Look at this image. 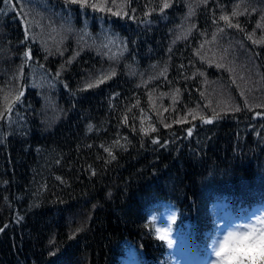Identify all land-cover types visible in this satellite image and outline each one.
Listing matches in <instances>:
<instances>
[{
  "label": "trees",
  "instance_id": "1",
  "mask_svg": "<svg viewBox=\"0 0 264 264\" xmlns=\"http://www.w3.org/2000/svg\"><path fill=\"white\" fill-rule=\"evenodd\" d=\"M168 2L161 13L163 0H131L122 17L65 0H0V89L24 93L14 123L0 121V264H127L130 252L136 264H175L179 247L199 264L210 201L220 218L233 209L264 213V107H257L264 105V43H254L264 38L257 27L264 0ZM149 7L155 11L145 16ZM223 14L239 28L227 27ZM26 21L32 26L22 43ZM218 46L232 49L224 58ZM29 48L23 76L13 79ZM156 50L163 59L143 58ZM242 55L254 62L250 71ZM237 61L238 74L228 70ZM111 70L110 79L85 88ZM196 71L221 83L230 107L241 110L221 111L208 97L202 103L200 91H183L178 79ZM176 89L175 104L161 95ZM213 109L218 118L204 123ZM142 119L156 131L142 132ZM117 140L122 147L113 146ZM163 210H178L179 245L171 248L149 225Z\"/></svg>",
  "mask_w": 264,
  "mask_h": 264
},
{
  "label": "snow or ice",
  "instance_id": "2",
  "mask_svg": "<svg viewBox=\"0 0 264 264\" xmlns=\"http://www.w3.org/2000/svg\"><path fill=\"white\" fill-rule=\"evenodd\" d=\"M28 2V0H26ZM203 2L206 4L207 0H203ZM5 3L11 4V0H5ZM66 4H78L82 9H91L96 12L100 13H111L113 16H122V17H128L129 12L126 11V8H131V0H122L121 3H117V0H65ZM146 6H148L146 4ZM170 7V3L168 0H163L162 7H160V12L163 13L164 9H167ZM238 7V6H237ZM115 9V10H114ZM136 9H131L132 13H135ZM152 11H155L154 8L149 7V11L144 13L145 16L150 15ZM193 12L191 9L189 10V15H192ZM243 13H239L235 10L232 12V16L235 17L237 15H240ZM130 18L135 19V16L132 15ZM261 19H264V17H261ZM220 20L224 21L226 23L227 27H237L239 28V24L233 25L231 23L230 17L227 14H223L220 16ZM32 22L26 21V28H25V33H26V38L25 41H22V43H26L28 39V33L31 30ZM39 26V25H37ZM257 27H264V25L257 24ZM242 30V29H241ZM190 31V30H189ZM218 32H222L223 29L219 28L217 29ZM216 33L212 34V39L213 41L216 40ZM253 34H249V39L252 38ZM34 38V37H33ZM179 39V37H178ZM254 43H264V38L261 40H255ZM102 47H107V45H102ZM204 45H201V48H203ZM47 51V49H45ZM78 55V53H77ZM197 55H200L199 52H197ZM31 49L29 48L23 53V63L20 66V71H19V76H14L13 79H19L23 76V68L24 66L31 60ZM75 57H73L74 59ZM112 58H115V54H113ZM202 60L206 59V56H201L200 57ZM71 63V60L68 61ZM183 67V65L181 66ZM217 67H224L223 64H217ZM229 71H233V69L229 68ZM166 73H167V67L164 68V70L160 73V76H164L166 78ZM115 70H111L108 74H104L101 77L97 78L95 81L92 82H87L85 84V88H92L96 87L99 84H102L105 82V80L110 79L112 76H114ZM197 73H193V76H195ZM57 77L59 76V73L56 74ZM200 76H203L204 73L200 72ZM152 79V78H150ZM235 82V81H233ZM147 83V82H144ZM0 92L3 93L2 96V101H3V107L0 108V121H5L11 126L12 123H14L13 120V110H14V102H19L21 100V97L23 96V88L19 90L16 89H9L8 91H5L4 89H0ZM179 93L180 90L176 89L175 92L173 93H162V96L165 95H171L173 104L179 99ZM204 93L201 92V96H203ZM241 95L243 96L244 93L243 91L241 92ZM149 100L152 101V93H149ZM139 100L137 99L136 104L134 107H139ZM154 103V102H153ZM245 105L248 106L247 100H245ZM209 107L211 106V102H209ZM251 108V106H248ZM257 107H264V105H257ZM197 108H199V105H197ZM225 110H232V111H240V107L236 106L235 108H228V105H225L224 109H221V111ZM128 111H131V108L128 109ZM143 112V109H141ZM167 111V109H165ZM193 113H196L195 109H189V114L192 115ZM199 114V113H196ZM256 115H261L260 113H257ZM187 117H184L183 119H186ZM196 118V115H193V119ZM218 118V113H216L215 109H213V117L211 119L201 117L204 123H211L213 119ZM163 120H161V123ZM125 123H127V117H125ZM144 121L143 119L141 120V131L147 134L149 131H156L155 127L149 125L148 128H145L144 126ZM168 127L169 125H165ZM88 130H92V126L89 125ZM192 129H188V134L191 135ZM153 143H159L158 139H154L152 141ZM113 146H121L119 140L114 142ZM103 147V145L101 146ZM104 151L108 153L109 157L114 160L116 157L112 154L111 148L110 147H104ZM95 173L93 172V175ZM56 179L60 180V177H57ZM160 220V217L157 218L156 216H153L151 220L149 221V225L151 226L152 230L154 231L156 237L158 240L165 241L169 247L173 246V240L170 238V233L172 232V228L170 227L171 223L176 222L175 221V216H170L167 224L168 226H165L164 224L160 223L157 224V220ZM4 227H7L5 225ZM4 229L0 228V232H2ZM258 243L261 246V264H264V215H256L255 219H252V217L249 218L248 221L245 222L244 225V231L241 235L240 238V243L238 244L235 252L233 253L232 259H233V264H252V261L254 258L257 256V245ZM135 254L133 252L129 253V258H130V264H135L134 260ZM219 256V253H217V257ZM209 264H221V261L217 258L215 260H212L211 257H208Z\"/></svg>",
  "mask_w": 264,
  "mask_h": 264
},
{
  "label": "clouds",
  "instance_id": "3",
  "mask_svg": "<svg viewBox=\"0 0 264 264\" xmlns=\"http://www.w3.org/2000/svg\"><path fill=\"white\" fill-rule=\"evenodd\" d=\"M261 208H264V205H261ZM177 211L178 210L169 213L167 216H163V219H161V215L159 222L164 224L165 226H168L167 221L170 216H175L176 221ZM208 214L211 221V227L204 233L205 249L207 253L206 259L208 261V264V257H211L212 260L218 258L221 261V264H233V253L240 243V238L244 231L245 222L248 221L250 217H246L241 211L233 209L231 214L224 215L223 218H220L218 216L216 203L214 200L210 201L209 203ZM173 224H175V222L171 223V228ZM217 253H219L218 257ZM260 255L261 246L258 243L257 256L252 261V264H261Z\"/></svg>",
  "mask_w": 264,
  "mask_h": 264
},
{
  "label": "bare ground",
  "instance_id": "4",
  "mask_svg": "<svg viewBox=\"0 0 264 264\" xmlns=\"http://www.w3.org/2000/svg\"><path fill=\"white\" fill-rule=\"evenodd\" d=\"M163 24H164V20H161V22L158 25L159 29L162 28ZM197 26H198L197 24L194 26L195 30L197 29ZM229 46H233V45H229ZM218 47H220V49L224 51V49L221 48V46H218ZM222 47H224V46H222ZM231 49H232V47L227 48L221 54V56L225 58V56L227 55V53ZM144 54H145V56H143V58L147 59V61H155V60L164 58L162 55L159 54V51H157V50L151 54H146V53H144ZM242 56H244V58L246 60L245 61L246 69L248 71H250V69L253 67L254 62L250 59V57H248V55H242ZM237 62H232V63H236L234 67L231 65V68L233 69V71L236 74H238V72H236V71H238L237 68L239 66V62H238V64H237ZM201 69L204 71H207L202 67H201ZM200 72L201 71L194 72V73H197L195 76H193V73H191L186 78L180 77L178 79V81H182V82H184V85H186V88H182V90L183 91H190V90L196 89V90L200 91L199 92V94H200L199 98H200V101L202 103H204V102L207 103L206 97H208L207 98L208 103L209 102H212V103L218 102V104L222 107V109L225 108L226 104L228 105V108H231L227 102L228 98L223 94V93L226 94L225 89H224L225 87L221 83H219L215 80L209 79V74L204 73L203 76H200L199 75ZM179 83L181 84V82H179ZM201 92L204 93L203 96H201ZM227 111H231V110H227ZM37 142H38V140L32 141V143H37ZM199 190H200V194H203V197H206V199L211 197V191L212 190H210V189L208 190L206 187H201V188L199 187ZM246 195H248L247 191H246ZM129 213H131V212L129 211Z\"/></svg>",
  "mask_w": 264,
  "mask_h": 264
},
{
  "label": "rangeland",
  "instance_id": "5",
  "mask_svg": "<svg viewBox=\"0 0 264 264\" xmlns=\"http://www.w3.org/2000/svg\"><path fill=\"white\" fill-rule=\"evenodd\" d=\"M219 49H216L217 51H220V47H218ZM222 54V53H221ZM169 213L168 210H163L160 213H158L156 215L157 218H159L161 215V219H163V216H167ZM264 213H261L260 211H258L257 209H255L254 211H252L251 215L249 217H252V219H255L256 215H262ZM157 224H159V219L157 220ZM170 238L173 240V246L177 245V240L174 239V233L173 230L170 234ZM207 256V254H206ZM206 256L204 259L201 260L200 264H208V261L206 259ZM127 264H130V261L127 262ZM175 264H192L187 256V253L185 250H183L181 247L178 248V254L177 257L175 259Z\"/></svg>",
  "mask_w": 264,
  "mask_h": 264
}]
</instances>
